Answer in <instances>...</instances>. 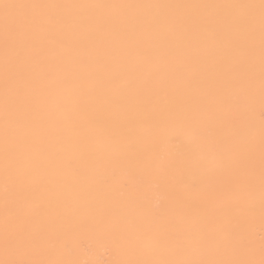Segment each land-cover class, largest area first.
Returning <instances> with one entry per match:
<instances>
[{
	"label": "snow or ice",
	"instance_id": "snow-or-ice-1",
	"mask_svg": "<svg viewBox=\"0 0 264 264\" xmlns=\"http://www.w3.org/2000/svg\"><path fill=\"white\" fill-rule=\"evenodd\" d=\"M149 8L207 14L182 19L183 31L170 33L164 31L166 17L130 14ZM111 9L120 15H95ZM105 26L121 39L86 49L87 36ZM0 28V201L6 221L26 209L47 214L52 204L47 173L73 167L88 176L103 206L62 223L69 230L94 231L116 256L111 262L93 258L94 249L84 245L77 251L58 232L46 230L38 239L6 227L0 264H264V0L193 5L0 0ZM141 28L160 42L190 39L194 29L197 40L218 53L228 77L221 100L177 111L161 88L151 106L119 125L100 122L97 99L153 79L164 82L153 73L151 52L125 42L135 34L129 29ZM158 59L169 62L167 52ZM24 88L38 97L32 110L42 111L43 123L58 131L55 164L41 155L30 112L18 107ZM164 126L171 131L162 136ZM68 149L78 157L64 159ZM153 199L159 200L156 208ZM65 252L79 258H51Z\"/></svg>",
	"mask_w": 264,
	"mask_h": 264
},
{
	"label": "bare ground",
	"instance_id": "bare-ground-1",
	"mask_svg": "<svg viewBox=\"0 0 264 264\" xmlns=\"http://www.w3.org/2000/svg\"><path fill=\"white\" fill-rule=\"evenodd\" d=\"M18 3H60V4H164V5H193L213 3H258L259 0H15ZM72 14L73 10H65ZM133 16L155 17L161 16L168 19L164 31L181 33L183 28L180 21L184 18L197 15H206L207 10L189 8H149L134 9L130 12ZM98 18L103 16H118L119 10H105L95 13ZM190 39H172L160 42L153 36L150 29H129L135 34L125 37V42L138 46L139 50H148L153 57V73L164 77V82L151 80L142 88L133 86L126 93L116 97H105L96 100L100 106L96 117L102 123L119 125L128 115L151 106L157 99L160 89H164L165 98L177 110L182 111L205 103H217L222 98V90L226 88L224 70L217 60L218 53L210 46L206 47L197 40L194 35ZM121 37L108 27L90 33L85 42V48L91 51L95 46L104 43L116 42ZM167 52L169 62L161 64L159 55ZM86 59H91L86 55ZM91 82V81H90ZM3 101H4V36L0 28V127L3 125ZM39 104L37 95L31 88H24L18 107L23 112H30L33 138L41 146V155L50 158L55 164L56 138L58 131L54 126L43 123L44 113L33 107ZM214 130L210 128V131ZM171 131L170 126L161 129V135H167ZM67 136V132L63 133ZM78 152L68 149L64 152V159H76ZM257 168L259 165V150L256 152ZM87 165L82 164L81 168ZM52 185L50 199L52 201L49 212L44 215L33 214L30 210L19 216H13L6 221L2 201H0V259H5L3 241L6 227L11 232H31L38 239L47 230L58 232L66 236L71 248L80 250L84 245L94 249L93 258L111 262L116 258L113 249L105 246L92 230L72 228L67 229L62 223L64 219L74 220L76 216L97 211L103 206V202L95 199L88 176L83 172H77L73 167H61L58 171L47 173ZM2 184V180H0ZM151 206H159V200L153 199ZM51 258L74 259L79 258L72 253H60ZM258 258V256H257Z\"/></svg>",
	"mask_w": 264,
	"mask_h": 264
}]
</instances>
